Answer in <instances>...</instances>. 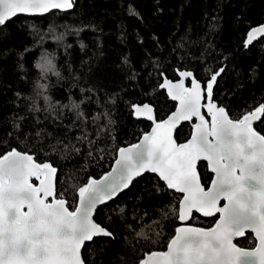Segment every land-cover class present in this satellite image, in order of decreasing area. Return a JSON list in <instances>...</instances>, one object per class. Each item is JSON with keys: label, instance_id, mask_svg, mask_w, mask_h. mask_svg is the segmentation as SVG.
Returning <instances> with one entry per match:
<instances>
[{"label": "trees", "instance_id": "obj_1", "mask_svg": "<svg viewBox=\"0 0 264 264\" xmlns=\"http://www.w3.org/2000/svg\"><path fill=\"white\" fill-rule=\"evenodd\" d=\"M263 21L264 0H75L70 11L15 16L0 26V155L15 148L49 162L56 192L76 203L74 185L100 177L118 148L149 131L133 105L151 104L156 121L174 109L158 88L163 75L175 80L191 71L204 85L223 69L213 100L233 119L264 104V36L243 44ZM45 55L60 77H40L35 63ZM37 80L47 86L44 95L34 91ZM253 128L264 135L261 120ZM190 132L181 124L177 143H187ZM197 171L207 187L206 164L198 162ZM180 197L156 174L135 179L95 211L94 221L112 236L86 242L84 263L138 264L164 250L178 226ZM216 218L196 213L189 224L208 228ZM235 243L252 248L255 240L247 233Z\"/></svg>", "mask_w": 264, "mask_h": 264}, {"label": "snow or ice", "instance_id": "obj_2", "mask_svg": "<svg viewBox=\"0 0 264 264\" xmlns=\"http://www.w3.org/2000/svg\"><path fill=\"white\" fill-rule=\"evenodd\" d=\"M74 3L75 0H0V26L18 13L71 9ZM129 11L135 15L131 8ZM257 35L264 36V25L248 32L245 47ZM40 62L47 67L48 56L41 57ZM221 72L223 69L211 73L206 89L195 79L191 88L182 82L161 85L168 88L173 100H179V107L167 120L155 121L148 104L142 106L143 113L140 106L133 105L136 114H145L155 127L138 143L118 148L111 171L100 179L90 176L82 186L74 185L78 203L69 205L63 193L55 191L52 176L57 169L50 163L34 162L32 155L15 148L0 155V264H84L81 250L86 242L112 236L94 221V211L128 189L145 172L156 174L167 189L183 194L178 200L179 221L191 220L196 213L204 217L218 214V219L208 229L176 227L167 251H153L140 264H264V135L254 131L252 125L253 120L264 122V104L231 118L224 107L213 102V85ZM191 75L181 73L182 77ZM202 92H206L203 97ZM202 98L206 105L201 104ZM205 106L210 122L201 115ZM192 117L199 123L191 140L177 144L173 128L179 120ZM201 160L207 161L214 173L207 188L197 171ZM32 177L39 186L31 182ZM248 231L258 241L252 249L233 243L235 237Z\"/></svg>", "mask_w": 264, "mask_h": 264}, {"label": "water", "instance_id": "obj_3", "mask_svg": "<svg viewBox=\"0 0 264 264\" xmlns=\"http://www.w3.org/2000/svg\"><path fill=\"white\" fill-rule=\"evenodd\" d=\"M72 9V8H71ZM71 9H65V10H61V9H52V10H56V11H61V12H66V11H70ZM52 10H50V11H52ZM49 11V12H50ZM48 13V12H47ZM44 14H46V13H43V14H25V13H18L17 14V16L18 15H22V16H28V17H32V16H41V15H44ZM14 18V17H13ZM261 25H264V21L261 23V24H259V25H257V26H254V27H259V26H261ZM254 27H252V28H254ZM252 28H250L248 31H247V33H246V36H245V39H244V42H243V44H244V46H245V41L247 40V34H248V32L252 29ZM261 37H263V36H260V35H257L256 36V38L253 40V42L254 41H256V40H258L259 38H261ZM252 42V43H253ZM251 43V44H252ZM250 45V44H249ZM184 72H189V73H191L192 75L191 76H188V77H182L181 76V73H184ZM193 79H195L200 85H201V87L202 88H204V89H206V87H207V82L208 81H206L205 82V84L203 85L200 81H198L195 77H194V75H193V73L191 72V71H186V70H181V71H178L177 72V78L175 79V80H171V79H167L164 75L162 76V80H161V82H160V84H159V86H158V88L159 89H161V90H164V92H165V94H166V96H167V98L170 100V101H172V102H174V104H175V106H174V109L165 117V119L164 120H167L170 116H172L175 112H176V110H177V108L179 107V100H173L172 99V97L169 95V92H168V88L167 87H161V85H164V84H166V83H171V84H179V83H183V85H184V87H186V88H191L192 87V80ZM187 81H189V84L187 85L186 83H187ZM214 85H215V83H214ZM214 85H213V87H214ZM206 95V92H202V97L203 96H205ZM213 102L215 103V104H217L214 100H213ZM144 104H148V105H150L151 106V108L153 109V112H152V115H153V117H154V120L156 121V117H155V110H154V107L151 105V104H149V103H142V104H135L136 106H140V111H141V113H143V105ZM201 104L202 105H206V101L202 98L201 99ZM218 105V104H217ZM219 106V105H218ZM221 107V106H220ZM258 107V106H257ZM132 109H133V116L136 118V119H140V120H145V121H147V122H149L150 124H151V127H150V129H149V131H147L146 133H151L152 132V130H153V128L155 127V124L153 123V120H149V119H147V117H146V115L145 114H141V115H137L136 114V112H135V110H134V108L132 107ZM255 109V108H254ZM253 109V110H254ZM201 115H203L204 116V118H205V120L206 121H208V122H210L211 121V116H210V114L207 112V107L205 106V107H202L201 108ZM259 115V114H258ZM163 120V121H164ZM259 120H253L252 121V125L254 126L257 122H258ZM183 123H189L190 124V126H191V132H190V136H189V138H190V140H191V138H192V136H193V133H194V131H195V126L199 123V121L198 120H196V118L195 117H192L190 120H179L177 123H176V125H175V127L173 128V130H172V137H173V139H174V141L177 143V141L175 140V137H174V132H175V130L181 125V124H183ZM254 129V128H253ZM254 131H256L255 129H254ZM257 132V131H256ZM259 135H261L259 132H257ZM145 133H143L141 136H140V138L138 139V141L136 142V143H138L142 138H143V135H144ZM129 146V145H128ZM124 147H127V146H124ZM21 153H24V152H21ZM117 153V152H116ZM6 154V153H5ZM28 154V153H27ZM30 155V154H29ZM201 161H203V160H201ZM201 161H198V162H201ZM34 162H36L35 160H34ZM205 164H206V167H207V171L209 172V173H211V179H210V182H209V184H208V186L207 187H209V186H211V181H212V179L214 178V173H212L211 171H210V168H209V166H208V163H207V161H203ZM38 163V162H37ZM42 163H46V162H42ZM47 163H49V162H47ZM114 163V160H113V162H112V164ZM111 164V165H112ZM109 171H111V166H110V168H109V170L108 171H106L104 174H106L107 172H109ZM145 173H151V172H145ZM144 173V174H145ZM104 174H102L101 176H103ZM151 174H154V173H151ZM199 175V174H198ZM100 176V177H101ZM100 177H98V178H94V179H100ZM138 178V177H137ZM136 178V179H137ZM31 179H34L35 180V183H33L32 181V183L33 184H35V185H37V186H39V181L38 180H36V178L35 177H32ZM55 180H56V173L52 176V183H53V186H54V189H55V191H56V188H55ZM163 182V181H162ZM87 183V182H86ZM164 183V182H163ZM164 185H165V183H164ZM166 186V185H165ZM206 187V188H207ZM126 190V189H125ZM172 190V189H171ZM124 191V190H123ZM174 192H175V190H173ZM121 193V192H120ZM177 193V192H176ZM178 194H181V197H182V193H178ZM180 197V198H181ZM114 199V198H113ZM48 200H49V202L52 200V197H49L48 198ZM109 201H107V202H105L104 204H106V203H108ZM76 203H78V196H77V200H76ZM223 203H225V201H221V204H223ZM103 204V205H104ZM100 206H102V205H99L98 207H100ZM178 208H179V204H178ZM26 210V209H25ZM94 214H95V211H94V213H93V217H94ZM211 217H214V216H211ZM94 219V218H93ZM218 219V214H217V218H216V220ZM177 220H178V226L177 227H186V226H193V225H191V224H189V221L190 220H188V221H184V222H181V221H179V219H178V215H177ZM215 220V221H216ZM215 221H214V223L210 226V227H208V228H211V227H213L214 226V224H215ZM193 227H198V226H193ZM200 228H204V229H208V228H205V227H200ZM247 233H250L251 235H252V237H253V239L255 240V234L254 233H252V232H250V231H248V232H246V234ZM245 234V235H246ZM174 235H175V232H174ZM173 235V236H174ZM244 235V236H245ZM244 236H239V237H235L234 239H233V243L234 244H236L235 243V241L236 240H238V239H241L242 237H244ZM255 244H258V241H256L255 240ZM237 245V244H236ZM238 246V245H237ZM238 247H240V246H238ZM254 247V246H253ZM252 247V248H253ZM243 248V247H242ZM252 248H244V249H246V250H250V249H252ZM162 251H167V245H166V248L164 249V250H162ZM151 253V252H150ZM150 253H147V254H145V256L142 258V259H148L149 258V256H150ZM83 260V259H82ZM85 264V263H84ZM138 264H140V262L138 263Z\"/></svg>", "mask_w": 264, "mask_h": 264}, {"label": "clouds", "instance_id": "obj_4", "mask_svg": "<svg viewBox=\"0 0 264 264\" xmlns=\"http://www.w3.org/2000/svg\"><path fill=\"white\" fill-rule=\"evenodd\" d=\"M48 58L49 64L47 67H42L40 60L35 63V67L38 70L40 77L44 80H46L49 76L60 77L61 73L57 68L55 59L52 57ZM34 91L40 95H44V93L47 91V86L42 82V80H37L34 82ZM45 97L47 96L45 95L44 98Z\"/></svg>", "mask_w": 264, "mask_h": 264}, {"label": "flooded vegetation", "instance_id": "obj_5", "mask_svg": "<svg viewBox=\"0 0 264 264\" xmlns=\"http://www.w3.org/2000/svg\"><path fill=\"white\" fill-rule=\"evenodd\" d=\"M187 85L189 84V81H187V83H186ZM176 131V130H175ZM174 134H175V132H174ZM174 137H175V135H174ZM176 140V139H175ZM178 144V143H177ZM203 162V161H202ZM207 168V167H206ZM199 174V173H198ZM211 174V173H210Z\"/></svg>", "mask_w": 264, "mask_h": 264}]
</instances>
